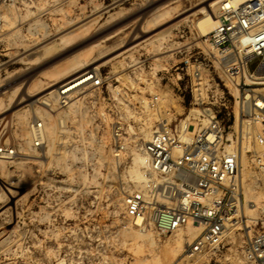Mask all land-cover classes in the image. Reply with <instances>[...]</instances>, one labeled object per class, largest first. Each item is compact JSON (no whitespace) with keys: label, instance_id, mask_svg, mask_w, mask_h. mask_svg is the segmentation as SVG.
Wrapping results in <instances>:
<instances>
[{"label":"rangeland","instance_id":"1","mask_svg":"<svg viewBox=\"0 0 264 264\" xmlns=\"http://www.w3.org/2000/svg\"><path fill=\"white\" fill-rule=\"evenodd\" d=\"M220 4L0 0V143L19 149L0 161V264H246L244 241L264 229L258 184L245 186L241 226L215 254L187 256L200 233L193 226L163 235L127 214V198L146 187L141 148L154 131L180 133L189 123L197 132L212 111L227 122L230 114L240 134L233 75L197 27L202 9L214 16ZM86 70L100 73L103 87L61 104V86ZM34 120L44 121L48 137L38 150ZM259 150L246 136L244 174Z\"/></svg>","mask_w":264,"mask_h":264},{"label":"built area","instance_id":"2","mask_svg":"<svg viewBox=\"0 0 264 264\" xmlns=\"http://www.w3.org/2000/svg\"><path fill=\"white\" fill-rule=\"evenodd\" d=\"M216 17L217 24L201 40L227 67L228 76L231 72L239 76L234 99L240 134L229 123L230 114L227 122L212 111L197 132L189 131V123L180 133L164 126L141 148L148 167L145 189L127 198L129 218L136 224L139 219L141 223L148 220L159 234L180 232L189 225L199 227L200 233L185 249L189 257L219 252L229 232L241 226L245 186L255 183L264 189V95L245 88H264V0L221 3ZM103 85L100 73L86 70L61 86L58 101L66 105L87 87ZM252 93L254 97H248ZM29 134L33 148L47 146L44 121L31 123ZM251 135L260 150L252 156L250 173L244 174V141ZM18 152L15 145L0 143V159L12 160ZM242 254L246 264H264V229L244 241Z\"/></svg>","mask_w":264,"mask_h":264},{"label":"bare ground","instance_id":"3","mask_svg":"<svg viewBox=\"0 0 264 264\" xmlns=\"http://www.w3.org/2000/svg\"><path fill=\"white\" fill-rule=\"evenodd\" d=\"M232 1H234V2H239V1H242V0H206V3L208 4V8H214L217 4H219V3H224V2H232ZM201 12H203L204 13V17L203 18H201L198 22H197V27H198V29H199V31L201 32V34L202 35H205V34H208L214 27H215V25L217 24V17H216V15H211V14H209V13H206V10L205 9H202V11ZM81 69H83V68H81ZM79 69H77V70H74L73 72H71V73H69L68 75H65L63 78H61L60 80H58L59 82H61V81H63L64 79H66L67 77H70L71 75H74L75 73H77V71H78ZM233 75V76H232ZM231 78H232V81L235 83V84H237V81L239 80V76L236 74V72H231ZM79 80V78H77L76 80H74V82H76V81H78ZM73 82V83H74ZM75 86H78V84L77 85H75ZM248 97H251V98H253L254 97V94H250V96H248ZM257 102L259 103V104H262V99L261 98H258L257 97ZM42 103L44 104V105H49V103L47 102V101H42ZM204 120V123H207V119H203ZM35 122V120L33 121V122H31V123H34ZM188 124L187 123H184L183 124V126L184 127H186ZM154 132H158L157 130L156 131H154ZM0 161H1V159H0ZM141 161H142V163L143 164H147V158H144V157H141ZM245 172H247V171H245ZM249 173H250V171H249ZM249 207L251 208V209H254L255 207H256V204L255 203H250L249 204ZM137 223L138 224H140L141 223V220L139 219V220H137ZM191 226V225H190ZM191 228H195V229H198L199 230V232H200V228L199 227H196V226H193V227H191ZM187 234L188 235H191L192 234V232H190V231H188L187 232ZM184 238H185V235L184 234H182V235H180V237H179V240L180 241H182V240H184Z\"/></svg>","mask_w":264,"mask_h":264}]
</instances>
